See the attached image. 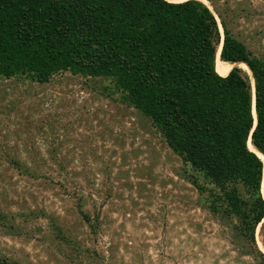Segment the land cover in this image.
Instances as JSON below:
<instances>
[{
    "label": "rangeland",
    "instance_id": "1",
    "mask_svg": "<svg viewBox=\"0 0 264 264\" xmlns=\"http://www.w3.org/2000/svg\"><path fill=\"white\" fill-rule=\"evenodd\" d=\"M193 1L264 63V0ZM198 177L111 79L0 76L3 264H264Z\"/></svg>",
    "mask_w": 264,
    "mask_h": 264
},
{
    "label": "trees",
    "instance_id": "2",
    "mask_svg": "<svg viewBox=\"0 0 264 264\" xmlns=\"http://www.w3.org/2000/svg\"><path fill=\"white\" fill-rule=\"evenodd\" d=\"M222 29L219 58L248 70L254 103L239 69L215 72L218 26L193 0H0V76L111 79L201 177L195 189L210 186L209 211L237 218L249 243L261 226L264 249L263 163L247 147L264 157V63Z\"/></svg>",
    "mask_w": 264,
    "mask_h": 264
},
{
    "label": "bare ground",
    "instance_id": "3",
    "mask_svg": "<svg viewBox=\"0 0 264 264\" xmlns=\"http://www.w3.org/2000/svg\"><path fill=\"white\" fill-rule=\"evenodd\" d=\"M177 1L178 2H176V0H170V2H172V3H180V2L187 1V0H177ZM215 20H216V18H215ZM217 25H218V29L220 30L221 27L218 24V22H217ZM221 44H222V40H221V43L216 47V54H215V60H214V69H215V72L218 75H221V76L226 75L232 69H239L241 72H244V74L246 75V77H247V79L249 81V85L251 87L252 102L254 103V93L252 92V89H253V80H252V78H251L248 70L243 65H241V64H236V63H233L232 64V63L222 62L220 60V58H219L220 50H221ZM254 118H255V116H254ZM247 147L263 163V179H264V157L260 153H258L256 150H254V148L252 147L250 141H248ZM261 192L264 195V180L262 181V184H261ZM257 244H258L259 248L262 250V252L264 253L263 244H262L260 238L257 239Z\"/></svg>",
    "mask_w": 264,
    "mask_h": 264
},
{
    "label": "water",
    "instance_id": "4",
    "mask_svg": "<svg viewBox=\"0 0 264 264\" xmlns=\"http://www.w3.org/2000/svg\"><path fill=\"white\" fill-rule=\"evenodd\" d=\"M175 4H177V3H175ZM252 92H254V86H253Z\"/></svg>",
    "mask_w": 264,
    "mask_h": 264
}]
</instances>
